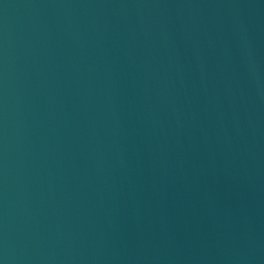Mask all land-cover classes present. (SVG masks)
I'll return each mask as SVG.
<instances>
[{
  "label": "water",
  "instance_id": "1",
  "mask_svg": "<svg viewBox=\"0 0 264 264\" xmlns=\"http://www.w3.org/2000/svg\"><path fill=\"white\" fill-rule=\"evenodd\" d=\"M0 264H264V0H0Z\"/></svg>",
  "mask_w": 264,
  "mask_h": 264
}]
</instances>
